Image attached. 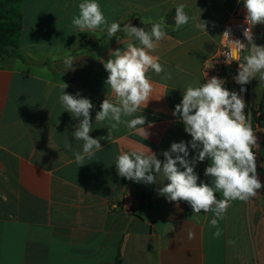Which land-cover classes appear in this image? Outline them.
<instances>
[{"label": "crops", "instance_id": "obj_1", "mask_svg": "<svg viewBox=\"0 0 264 264\" xmlns=\"http://www.w3.org/2000/svg\"><path fill=\"white\" fill-rule=\"evenodd\" d=\"M81 2L25 0L19 6V46L0 57V264H115L118 258L122 264H264V188L250 202H231L218 220L222 235L214 238L213 212L193 215L186 202H169L159 194L167 181L156 173L158 182L142 192L115 167L122 152L145 145L163 161L173 142L191 141L179 116H173L175 106L189 84L211 78L208 61L218 53L223 27L243 0H97L108 23L117 22L121 29L131 23L150 30L151 24L142 21L165 17L168 38L151 53L159 56L164 72L147 73L154 85L147 106L122 117H145L148 138L121 123L83 166L64 147L69 141L72 150L82 151L83 141L72 135L79 119L59 101L61 83L68 85L67 94L79 93L94 105L90 136L107 137L109 122L95 121L103 100L115 101L102 61L129 40L122 31L109 38L104 26L95 32L74 30L71 20ZM179 4L186 5L190 19L174 30ZM200 21L207 22L206 32L195 27ZM255 35L257 45H264V24L255 26ZM67 54L75 58L70 70L63 64ZM263 90L264 81L254 78L257 104ZM253 131L257 175L264 185V128ZM195 155L189 144L188 159ZM208 166L206 158L194 171L198 183L211 186L212 178L204 175Z\"/></svg>", "mask_w": 264, "mask_h": 264}, {"label": "clouds", "instance_id": "obj_2", "mask_svg": "<svg viewBox=\"0 0 264 264\" xmlns=\"http://www.w3.org/2000/svg\"><path fill=\"white\" fill-rule=\"evenodd\" d=\"M246 15L244 23L248 27L243 29V36L247 45L239 39H230V32L225 31L224 36L235 47L237 53L247 52L243 62H239L238 74L235 82L241 86L247 85L253 78L264 81V46L254 43L253 27L264 24V0H243ZM185 4L175 7V29L188 24L190 17L185 12ZM79 13L74 15L71 25L80 32H95L106 27L107 36L112 38L118 32H123L129 42L123 49L110 50V58L103 62L108 72L106 85L115 97L113 102L104 99L100 111L96 113V122H109L108 136L99 139L92 138V120L90 110L94 107L88 98L67 94L68 85L61 83L59 101L65 111L74 119H79L76 130L72 133L77 141H83L82 151L72 150V143L65 142L64 147L72 151L75 162L83 166L85 160H91L95 152L100 150L101 139H110L112 130L118 129L123 123L130 131L147 139L149 132L143 127L146 120L142 115L130 120L122 117H132L141 105L147 106L154 85L147 73L151 70L157 75L164 72L159 56L151 53L155 51L158 43L168 38L165 31V17L158 21H142L150 23V30L133 26L127 23L121 29L117 22L108 23L97 0H83L78 5ZM207 22L200 21L195 27L205 31ZM118 39V38H117ZM138 41L137 46L132 41ZM75 58L71 54L65 55L63 64L67 70L72 69ZM238 61L239 57L227 56V63ZM165 79H171V73H165ZM223 79L215 76L199 86L189 84L183 91L180 104L175 106L173 116H179L185 127V132L192 139L190 142H173L169 150L163 152L164 160L157 158L150 148L144 145L130 152H122L116 157L115 167L119 177L129 181L144 184L157 183V175L163 177L167 183L159 189V194L166 197L169 202L184 201L190 205L193 215L213 212L214 217L210 224L217 230L214 238L222 235L218 227V220L222 219L231 202L239 200L250 202L264 188L257 175L256 154L258 147L255 132L251 126L248 115H245V101L236 91H229ZM245 91L242 87L241 92ZM82 117V119H80ZM152 125L149 124V127ZM189 144L196 155L189 160ZM210 160V166L205 169L204 175L212 178V185L198 183L199 176L194 171L198 162ZM183 169V170H182ZM156 173L157 175H154ZM163 184V183H162ZM217 193L222 198H217ZM189 238L195 233L190 231ZM230 245L235 241L229 240Z\"/></svg>", "mask_w": 264, "mask_h": 264}, {"label": "built area", "instance_id": "obj_3", "mask_svg": "<svg viewBox=\"0 0 264 264\" xmlns=\"http://www.w3.org/2000/svg\"><path fill=\"white\" fill-rule=\"evenodd\" d=\"M246 15V9L244 8L243 2L239 6V8L232 14L231 18L224 25L222 30V41L219 48L218 53L213 56L207 64V70L210 77H217L223 79L225 81L224 86L229 91H236L239 95L242 96L245 101L246 108L244 109L245 115H248L252 128L260 127L258 122L259 110L258 104L254 101L253 98V80L247 85H239L235 82L234 77L238 74L239 62H243V56L247 54L246 50L237 53L235 47L229 43L230 39H239L243 41L247 45V41L243 36V29L248 27L247 24L244 23V18ZM229 31L230 36H224V32ZM254 34V43L256 44V35H255V26L252 29ZM232 54L233 57L238 56L239 60H233L230 64L227 63V56ZM244 88L245 91L241 92V88ZM129 197L124 196L121 204H126L128 202Z\"/></svg>", "mask_w": 264, "mask_h": 264}, {"label": "trees", "instance_id": "obj_4", "mask_svg": "<svg viewBox=\"0 0 264 264\" xmlns=\"http://www.w3.org/2000/svg\"><path fill=\"white\" fill-rule=\"evenodd\" d=\"M25 0H0V57L11 55L19 46L22 32V13L20 4ZM258 122L264 128V90L262 101L258 104ZM261 153L264 157V140L261 145ZM138 189L145 192L147 184L131 181ZM115 264H122L121 258Z\"/></svg>", "mask_w": 264, "mask_h": 264}, {"label": "rangeland", "instance_id": "obj_5", "mask_svg": "<svg viewBox=\"0 0 264 264\" xmlns=\"http://www.w3.org/2000/svg\"><path fill=\"white\" fill-rule=\"evenodd\" d=\"M256 44H257V41H256ZM259 46H264L263 44H261V45H259ZM258 81L260 82L261 80H259V78H258Z\"/></svg>", "mask_w": 264, "mask_h": 264}]
</instances>
